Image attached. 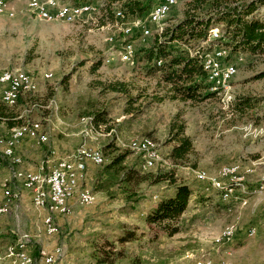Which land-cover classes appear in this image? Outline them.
<instances>
[{
	"label": "rangeland",
	"instance_id": "1",
	"mask_svg": "<svg viewBox=\"0 0 264 264\" xmlns=\"http://www.w3.org/2000/svg\"><path fill=\"white\" fill-rule=\"evenodd\" d=\"M3 1L13 17L0 16V72L21 71L34 76L37 91L8 106L16 117L0 121V135L39 123L36 131L41 129L47 136L44 144L26 141L28 144L18 147L16 152L22 159L19 169L26 171L33 152L41 151L55 160L69 157L81 145L101 153L111 143L127 153L123 165L144 179L138 185L133 182L124 187L118 181L107 185L103 166L88 165L79 175L77 192L89 190L94 200L80 205L74 199L69 216L54 217L57 233L53 236H48L43 226L47 213L33 208L30 192L12 180L18 199L0 217V264L8 263L13 246L24 243L26 250H20L23 257L17 254L18 264H42L38 251L54 248L63 251L56 264H264V54L228 55V63L236 64L237 73L224 89H209L216 94L202 102L171 101L168 87L159 82L158 73L149 72L150 66L142 58V52L160 35L153 26L145 42L127 39L134 42L138 55L135 63H124L117 59L124 45L118 26L125 27L130 19L123 22L105 17L107 0H86L83 4H92L94 11L72 23L35 18L28 11L29 0ZM61 1L74 5L72 0ZM139 1L151 10L161 0ZM186 1L177 0L170 9L162 32L182 19ZM113 7L120 10V3ZM254 15L264 21V5ZM210 33H217L216 39H220V26ZM112 37L114 43L110 44ZM217 48L222 47H212ZM180 49L193 51L183 46ZM157 63V67L162 64ZM115 82L128 86L129 96L106 90ZM138 95L141 98L129 104L128 98ZM240 98L250 100L241 116L230 107L231 101ZM98 113H106L105 124L93 128L90 121V126L81 123V119ZM179 125L184 127L183 136L190 139L192 149L183 160L174 162L170 152L177 142L174 137ZM142 138L151 139L158 150L151 169L143 168L141 159L129 150L130 142ZM66 146L71 150L66 151ZM226 169H235L234 177L242 175L241 179H222L219 173ZM13 171L14 166L0 152V206L4 203L2 187L11 181ZM168 174L176 184L190 187L195 197L179 220L180 232L172 238H154L142 216L161 197L172 194L170 178L153 183ZM99 175L102 177L97 180ZM200 177L201 183L196 180ZM209 178H221V190H211ZM230 188L233 191L227 197L224 191ZM126 231L134 233L133 240L116 243ZM230 233L235 234L229 239ZM106 241L114 246L108 244L102 252L100 246Z\"/></svg>",
	"mask_w": 264,
	"mask_h": 264
},
{
	"label": "trees",
	"instance_id": "2",
	"mask_svg": "<svg viewBox=\"0 0 264 264\" xmlns=\"http://www.w3.org/2000/svg\"><path fill=\"white\" fill-rule=\"evenodd\" d=\"M72 1L74 6H78L86 0ZM115 3H120V10L115 11L113 7ZM262 5H264V0L186 1L182 19L166 27L160 35L154 38L151 46L142 52L144 62L150 66L149 72L153 75L158 73L159 82L168 87L167 93L171 101L202 102L216 94L208 92L210 86L198 58L194 55V53L202 51L200 44L208 40L214 27L220 26L221 38L211 41L207 48L219 45L230 51L229 56L236 52L252 55L264 54V21L254 15L258 7ZM149 10V5H144L139 0H107L103 9L105 17L111 21L118 20L116 13L120 12L124 17L123 22L128 19L131 21L135 18H144ZM182 46L193 48V51L180 49ZM137 55L136 51V58ZM158 61L162 63L160 67L156 66ZM106 90L121 96H129L130 92L128 86L121 82L108 84ZM140 98L141 95L129 97L128 102L131 104ZM240 99L230 102L232 112L239 116L243 115L245 109L250 105L248 98ZM105 114L98 113L95 116H88L87 119L89 118L93 128L99 127L101 123H106ZM15 117L10 113L8 106L0 103V121L6 122ZM7 125L11 127L13 124L7 123ZM172 128H174L173 125ZM175 134L174 140L177 142L170 152V157L174 162H178L189 154L192 145L190 139L183 136L184 127L182 125L177 127ZM101 153L103 157L106 155L107 159V163H104L103 167L100 166L103 168L102 174L108 177L105 184L112 185L118 181L119 186L125 187L133 182L138 185L144 179V177H139V173L135 169L123 165L127 153L119 151L113 144L105 145ZM101 177L102 175L97 176V180H100ZM166 177L170 178L168 180L173 187L172 194L161 197L154 207L142 216V222L155 233L154 238L159 235L172 238L178 234L180 232L179 220L187 212L189 201L195 197V192L190 187L176 184L172 174L158 177L153 183L157 184ZM133 238L134 233L126 231L122 233L116 243L126 244ZM106 242L100 246L102 252H105L108 244L114 246L113 243ZM108 255L106 254V256Z\"/></svg>",
	"mask_w": 264,
	"mask_h": 264
},
{
	"label": "built area",
	"instance_id": "3",
	"mask_svg": "<svg viewBox=\"0 0 264 264\" xmlns=\"http://www.w3.org/2000/svg\"><path fill=\"white\" fill-rule=\"evenodd\" d=\"M170 0H161L159 2L158 12H162L164 7ZM47 3H54L53 1L42 0L37 1V8L35 11H40V5ZM92 4H89V9H74V13H64L61 10L60 14L53 13H42V14H52V15H72V18L75 19V16L79 13H91ZM156 14V18L158 15ZM124 19V17L120 18ZM155 24L154 20H145L143 21H130V26L128 27H119V32L123 37L122 43H126L125 52H117L118 58H129L131 64L135 63L136 60V50L134 42L127 40L132 38L141 43L145 42L148 39V29ZM117 27V26H116ZM114 43L113 37L110 38V44ZM209 41L205 43V49L202 51L194 53L198 58L202 70L205 73V76L208 77V73H215V87L210 90L211 92H218L224 84H226V76L228 71H232L235 63H228V55L230 53H220L210 51L207 46ZM161 62V61H158ZM16 72H11L7 75V78L3 79V84H0V93L7 95L9 88H17L18 85H23V83L11 82V74ZM37 125H40L39 123ZM28 139L33 141L35 144H44L47 142V136L43 133H24L23 131H14L11 135L1 136L0 135V152L1 155L7 159L11 165L14 166V176L11 178L10 182H7L5 186L2 187L1 196L4 201L3 205L0 206V217L4 216L7 213V209L12 203H14L18 196L12 190L11 182L12 180L21 183L22 189L29 191L31 193V204L36 210L45 211L47 215L43 220V226L45 232L48 236H53L57 233V227L54 223V217L61 216L67 217L72 212V202L76 199L77 203L83 205V201H93L91 197V192L89 190H84L77 192V190H70V183H78L80 179H77V172H85L87 168V162H84V155L73 156L72 160H64V157L55 160L47 161V172L45 174L41 173H31L24 170H20L19 167L22 165V159L18 156L16 150L22 144V142ZM141 149H134L130 151L132 154L138 156V151ZM147 151V158H150V152ZM153 160V159H152ZM43 171V168H41ZM250 173V170L248 172ZM229 177V181L232 179H241ZM200 182V178L196 179ZM201 183V182H200ZM208 183H211V190H221V178H209ZM224 191V190H223ZM239 191V190H235ZM227 197H228V191ZM79 193V194H78ZM51 200H66L67 208L65 209H56L51 208ZM235 233H230V238L234 236ZM20 250H26V244H18L13 246L12 256L9 258L14 259L17 262V254L20 253ZM60 253L63 251L60 248H55L51 253L45 252L44 250L40 251L42 264H56L60 261Z\"/></svg>",
	"mask_w": 264,
	"mask_h": 264
},
{
	"label": "bare ground",
	"instance_id": "4",
	"mask_svg": "<svg viewBox=\"0 0 264 264\" xmlns=\"http://www.w3.org/2000/svg\"><path fill=\"white\" fill-rule=\"evenodd\" d=\"M37 1L42 0H29L28 3V11L31 15H33L35 18L44 21V22H54V21H61L65 23H72L76 19H79L83 15H86L88 13H79L75 16V19L72 18V15H52V14H42V13H53V14H60L61 10L64 13H74V9H89V4H81L78 6L70 5L69 3H65L61 0H48L53 1L54 3H47L44 5H40V11H35L34 9L37 8ZM177 3V0H170V2L167 3V5L164 7L162 12H158L159 10V4L155 5L147 14V16L143 19L145 20H154L155 24L153 25V28H155L159 33H162V25L164 22V18L167 15V13L172 9ZM92 11H94V7L92 6ZM158 12L157 18L156 14ZM7 15L8 17H13L12 12H8L5 9L4 1L0 0V16ZM118 20L123 17V15L118 12L117 16ZM143 19H135L134 21H143ZM123 19H121L122 21ZM130 26V24L126 25L125 27ZM148 29V35L149 33ZM218 38V34L214 33L210 35L208 40L201 43V47L205 49V43L209 40H216ZM108 42H110V38L108 39ZM120 52L126 51V43L120 47ZM212 49V48H211ZM210 51L213 52H220V53H227L228 51L223 48H217L212 49ZM120 61L124 63H128L131 60L129 58H119ZM161 63L158 62L157 65H160ZM11 72H16L15 74H11V82L16 83H23V85H18L17 88H9L8 89V97L9 100H7V95L0 93V103L4 104L6 106L12 107L17 102V99L20 96H27V95H33L37 91V80L34 78V76H31L27 73H23L21 71H3L0 72V84H3V79L7 78V75ZM237 73L236 65L233 67L232 71L227 72L226 76V84L222 87V89L225 88L228 83L233 79V77ZM206 81L208 85L210 86V90H212L215 87V73H208V77L206 76ZM220 89V91L222 90ZM219 92V91H218ZM81 123L84 125H89V119H81ZM24 133L27 132L25 128H18V129H12L10 132V135L14 133V131H23ZM92 129V128H91ZM134 149H141L138 151V157L141 159L143 168L151 169L154 167L155 162L158 159V150L156 149V144L149 138H142L139 140H135L129 143V150L133 151ZM150 152V158H147V151ZM80 154L84 155V162H87L88 165L93 166H102L104 163V159L102 157V154L94 150L92 148L87 147L86 145L79 146L69 157L65 158L64 160H72L73 156H80ZM153 159V160H152ZM83 172H77V179H79V175ZM235 169H226L224 171H221L219 173L220 177L223 179L234 177ZM12 175L14 176V171L12 172ZM202 180L203 178L200 177ZM208 180V179H207ZM234 181H239V179H232ZM210 184V183H209ZM5 186V185H4ZM78 183H70V190H77ZM222 188V185H221ZM225 190V189H224ZM233 191V188L228 189V192L231 193ZM226 193V192H225ZM224 193V194H225ZM92 197V195H91ZM226 198V197H225ZM91 201H83V204H89ZM51 208L56 209H65L67 208V201L66 200H51ZM22 252H20L21 254ZM21 256V255H20Z\"/></svg>",
	"mask_w": 264,
	"mask_h": 264
},
{
	"label": "crops",
	"instance_id": "5",
	"mask_svg": "<svg viewBox=\"0 0 264 264\" xmlns=\"http://www.w3.org/2000/svg\"><path fill=\"white\" fill-rule=\"evenodd\" d=\"M24 1H26L27 2V0H24ZM71 5H73V4H71ZM20 97H23V96H20ZM19 97V98H20ZM18 98V99H19ZM17 99V100H18ZM0 127L2 128V125H0ZM19 128H25L26 130H27V132L26 133H41V129H40V131L38 132V131H36L37 130V125H34V126H26V125H24V126H22V127H19ZM14 129H18V128H14ZM5 130V129H4ZM12 131V129L9 131V135H10V132ZM80 134V133H79ZM26 141H28V142H30V140H28V139H26V140H24L23 141V143L22 144H28V142H26ZM21 144V145H22ZM36 145H40V144H36ZM63 148H65V150L66 151H70L71 150V147H63ZM28 150H26V152H27ZM52 155H53V152H52ZM63 155H65V153L63 154ZM71 155V154H70ZM69 155V156H70ZM68 157V156H67ZM67 157H64V159L65 158H67ZM29 160H30V163L32 164H30V165H26L25 166V170L27 171V172H31V173H41V174H45V171H42L41 170V168H44L43 166H45V169L47 170V166H46V163H47V161H49V160H53V157H51V155H49V156H46V155H44V153L43 152H41V151H37V152H33V154H30L29 155ZM61 158V157H60ZM60 158H55V159H60ZM47 172V171H46ZM24 190V189H23ZM25 192H28V191H26V190H24ZM29 193V192H28ZM30 195H31V193H29ZM31 198V197H30ZM44 212V211H43ZM55 249V248H54ZM54 249H50V251H48L49 253H51ZM46 252V251H45ZM71 254V253H70ZM70 254H69V257H70ZM29 255V254H28ZM20 257H23V255L21 254V256ZM7 259H9L8 260V263L7 264H18L16 261H14V259H12V258H7ZM6 264V263H5ZM61 264V263H60Z\"/></svg>",
	"mask_w": 264,
	"mask_h": 264
}]
</instances>
